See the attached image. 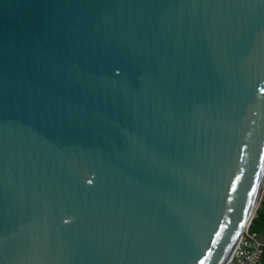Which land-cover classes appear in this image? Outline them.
<instances>
[{
	"label": "water",
	"instance_id": "1",
	"mask_svg": "<svg viewBox=\"0 0 264 264\" xmlns=\"http://www.w3.org/2000/svg\"><path fill=\"white\" fill-rule=\"evenodd\" d=\"M264 190V0H0V264H228Z\"/></svg>",
	"mask_w": 264,
	"mask_h": 264
},
{
	"label": "built area",
	"instance_id": "2",
	"mask_svg": "<svg viewBox=\"0 0 264 264\" xmlns=\"http://www.w3.org/2000/svg\"><path fill=\"white\" fill-rule=\"evenodd\" d=\"M263 253V239L247 230L240 238L228 264H263Z\"/></svg>",
	"mask_w": 264,
	"mask_h": 264
},
{
	"label": "trees",
	"instance_id": "3",
	"mask_svg": "<svg viewBox=\"0 0 264 264\" xmlns=\"http://www.w3.org/2000/svg\"><path fill=\"white\" fill-rule=\"evenodd\" d=\"M250 232L257 234V236L264 241V190L262 193L261 203L257 208V213L251 225ZM262 263L264 264V253L262 257Z\"/></svg>",
	"mask_w": 264,
	"mask_h": 264
},
{
	"label": "bare ground",
	"instance_id": "4",
	"mask_svg": "<svg viewBox=\"0 0 264 264\" xmlns=\"http://www.w3.org/2000/svg\"><path fill=\"white\" fill-rule=\"evenodd\" d=\"M249 231V230H248ZM246 232V231H245ZM231 258H232V256H231ZM231 260V259H230Z\"/></svg>",
	"mask_w": 264,
	"mask_h": 264
}]
</instances>
